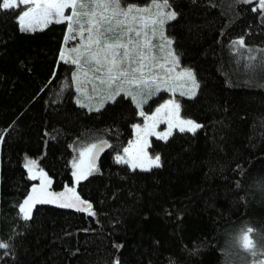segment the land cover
Here are the masks:
<instances>
[{"label":"trees","instance_id":"trees-1","mask_svg":"<svg viewBox=\"0 0 264 264\" xmlns=\"http://www.w3.org/2000/svg\"><path fill=\"white\" fill-rule=\"evenodd\" d=\"M170 3L179 15L167 32L200 81L181 113L202 126L152 138L161 164L149 170L115 160L140 119L130 98L92 111L76 103L74 66L59 58L67 21L33 31L19 23L23 7L0 8V239L12 245L0 264H264V81L250 79L247 54L232 43L244 35L264 47V10L257 1ZM94 139L110 147L76 186L96 214L38 203L26 220L19 205L37 181L25 160L60 191L75 183L74 149ZM245 222L251 251L235 242Z\"/></svg>","mask_w":264,"mask_h":264},{"label":"snow or ice","instance_id":"snow-or-ice-1","mask_svg":"<svg viewBox=\"0 0 264 264\" xmlns=\"http://www.w3.org/2000/svg\"><path fill=\"white\" fill-rule=\"evenodd\" d=\"M241 2L235 0L236 4ZM20 3L30 5L18 14L22 28L35 31L37 27H47L53 21H67L65 45L70 39L79 38L74 47L62 48L59 53L60 60L75 65L71 77L78 93L77 104L89 111L93 108L99 110L108 101L116 102L123 93L139 110L143 123L132 125L135 138L124 147L123 154L117 152L115 160L118 163L132 169L159 166L161 155L148 151L150 137L167 141L174 129L195 133L202 126L195 119L181 115L182 105L175 98L177 92L182 96H195L200 81L195 69L180 66L181 56L174 46L175 37L166 34L168 22L179 15L170 0H152L151 5L144 7L136 3L124 6L121 0H0V8L9 10ZM256 7L264 10V0H259ZM69 8L71 14L66 15ZM157 37L159 45L154 43ZM232 43L238 46L236 51L243 50L247 54L241 67L249 72L250 79L259 77L264 81V47L247 43L244 35L236 37ZM157 46L159 56L154 51ZM259 86H264V83ZM161 89L172 93V98L164 100L154 111H145L148 99ZM162 121L167 123L163 131L158 129ZM2 141L3 136H0ZM109 146L107 139H94L75 148L78 155L71 161L75 183L65 184L60 191L53 189V176L36 159L27 158L24 168L31 179L39 182L31 184V191L19 205L23 217L26 220L31 218L38 203L58 204L95 215L92 202L81 195L76 185L100 170V153ZM252 232L253 228L245 222L234 233L235 242L254 250L256 242L250 235ZM10 247L9 241L0 239V249L8 250ZM7 254L5 251L4 255ZM115 264H122L119 257Z\"/></svg>","mask_w":264,"mask_h":264},{"label":"rangeland","instance_id":"rangeland-1","mask_svg":"<svg viewBox=\"0 0 264 264\" xmlns=\"http://www.w3.org/2000/svg\"><path fill=\"white\" fill-rule=\"evenodd\" d=\"M250 1H257V3L259 2V0H250ZM121 3L124 5V6H126V4L124 3V0H121ZM151 3H152V1L151 2H149V3H147V4H145V5H139V6H141V7H144V6H147V5H151ZM30 5H25V4H23V3H20L19 4V7H23L22 8V11L23 10H26V8L27 7H29ZM65 14L66 15H68V14H71V9L69 8V9H66V11H65ZM169 22H171V21H169ZM168 22V23H169ZM50 24V23H49ZM25 29H29V28H27V27H24ZM38 28H41V27H37L36 29H38ZM44 28V27H43ZM29 30H31V29H29ZM166 34H168V32H167V25H166ZM169 35V34H168ZM77 43H79V38L77 37V39L76 40H69L68 42H67V44L65 45V42H64V46H63V48H71V47H74ZM154 43H156L157 45H159V38L157 37V38H154ZM156 53H157V55L159 56L160 55V53H159V47L157 46V48L154 50ZM64 62H68V61H64ZM74 66V70H75V65H73ZM181 67H187V66H183L182 64L180 65ZM74 86H75V83H74ZM89 90H91V86L89 85ZM77 93V92H76ZM78 95V93L76 94V96ZM121 95H124L123 93L121 94ZM125 96V95H124ZM172 96H173V94L172 93H169L166 89H161L158 93H155L154 95H152L149 99H148V101H147V103L145 104V111H149V112H151V111H154L155 110V108L160 104V103H163V101L164 100H166V99H169V98H172ZM127 97V96H126ZM183 97H188V96H182V95H180V93L179 92H177L176 94H175V98L176 99H178L179 101H180V103H181V99L183 98ZM193 97V96H192ZM83 98V97H82ZM128 98H130V97H128ZM131 99V98H130ZM108 102H112V101H108ZM107 102V103H108ZM106 103V104H107ZM105 104V105H106ZM85 107V106H84ZM148 107H153V109L152 110H149L148 109ZM93 110H96L95 108H93ZM138 112H139V110H138ZM181 115H182V113H181ZM138 116H139V120L136 122V123H143V117H141L139 114H138ZM183 116V115H182ZM184 117V116H183ZM184 118H186V117H184ZM166 127H167V123L166 122H164V121H162L161 122V124L158 126V129L159 130H161V131H163L164 129H166ZM176 130H179V129H174L173 130V133L176 131ZM187 131V130H186ZM155 136H153V137H150V144H149V147H148V151H149V153L150 154H152L151 153V151H150V147H151V143H152V138H154ZM134 138H135V130L133 129V135H132V138L130 139V140H134ZM156 138H158V137H156ZM158 139H160V138H158ZM163 140V139H162ZM128 145V144H127ZM127 147V146H126ZM121 154H123V151L122 152H120ZM78 155V153H77V151H76V153H75V155L74 156H77ZM26 161H27V159L25 160V163H26ZM39 163V162H38ZM153 167H156V165H154V166H152L151 168H153ZM150 168V169H151ZM138 169H141V168H138ZM141 170H149V169H141ZM36 181H37V183L39 182L38 181V179H36ZM248 251H251V250H249L248 249ZM263 252H264V250H263Z\"/></svg>","mask_w":264,"mask_h":264},{"label":"water","instance_id":"water-1","mask_svg":"<svg viewBox=\"0 0 264 264\" xmlns=\"http://www.w3.org/2000/svg\"><path fill=\"white\" fill-rule=\"evenodd\" d=\"M109 141V140H108ZM110 147V146H109ZM109 147L105 148L103 152L100 153L99 159L102 157V155L109 149Z\"/></svg>","mask_w":264,"mask_h":264}]
</instances>
